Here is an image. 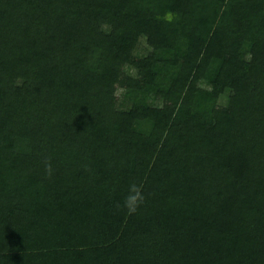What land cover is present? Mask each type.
Masks as SVG:
<instances>
[{
	"label": "trees",
	"instance_id": "trees-1",
	"mask_svg": "<svg viewBox=\"0 0 264 264\" xmlns=\"http://www.w3.org/2000/svg\"><path fill=\"white\" fill-rule=\"evenodd\" d=\"M0 264H264V0H0Z\"/></svg>",
	"mask_w": 264,
	"mask_h": 264
},
{
	"label": "clouds",
	"instance_id": "clouds-1",
	"mask_svg": "<svg viewBox=\"0 0 264 264\" xmlns=\"http://www.w3.org/2000/svg\"><path fill=\"white\" fill-rule=\"evenodd\" d=\"M45 172L47 175L52 174V165L50 161H45ZM145 195L143 191L142 184L131 183L128 186L127 193L124 196L123 208L127 210L129 215L135 214L138 209L144 204ZM117 207H121L120 204H117Z\"/></svg>",
	"mask_w": 264,
	"mask_h": 264
}]
</instances>
